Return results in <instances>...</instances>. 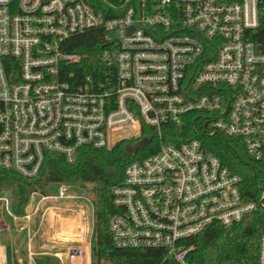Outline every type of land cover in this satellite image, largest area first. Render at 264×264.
<instances>
[{"label":"built area","instance_id":"obj_1","mask_svg":"<svg viewBox=\"0 0 264 264\" xmlns=\"http://www.w3.org/2000/svg\"><path fill=\"white\" fill-rule=\"evenodd\" d=\"M89 31L104 34L111 70L86 73L67 50ZM170 126L238 140L264 170V0H0V171L35 178L47 154L73 164L82 148L133 149L144 138L147 147L152 130L158 150L129 162L111 189V244L190 264L188 238L264 210V191L247 200L240 177L198 138L163 141ZM74 188L32 193L21 217L0 193V208L26 222L41 212L40 225L51 209L80 216L85 202L93 212ZM255 264H264V230Z\"/></svg>","mask_w":264,"mask_h":264},{"label":"trees","instance_id":"obj_2","mask_svg":"<svg viewBox=\"0 0 264 264\" xmlns=\"http://www.w3.org/2000/svg\"><path fill=\"white\" fill-rule=\"evenodd\" d=\"M108 48L102 31H89L70 40L67 50L79 54L81 68L93 75L113 68L111 56L104 55ZM163 134V141L172 143L179 142L177 135L198 138L205 150L216 155L224 166L240 177L241 192L247 200L256 199L260 192L257 186L264 191V170L248 158L236 143L238 140L219 135L199 137L188 128L179 131L171 127ZM142 136L151 140L142 150L134 151L125 142L110 150L82 148L73 164L66 163L60 155L47 154L39 175L31 179L0 171V193H9L10 211L14 216L21 217L34 192L47 195L58 183L89 184L93 194L91 264H174L162 262L161 250H119L111 244L107 226L108 218L114 211L111 189L122 182L124 169L129 162L147 157L159 148L154 131L145 130ZM262 230L264 210L251 212L230 227L213 224L185 241V245L191 247L188 262L255 264L257 240ZM56 262L51 257L42 256L37 258L36 264Z\"/></svg>","mask_w":264,"mask_h":264},{"label":"rangeland","instance_id":"obj_3","mask_svg":"<svg viewBox=\"0 0 264 264\" xmlns=\"http://www.w3.org/2000/svg\"><path fill=\"white\" fill-rule=\"evenodd\" d=\"M76 188L72 193L76 195L82 194L85 198L89 199L93 203V194L91 192L92 186L89 184L80 185L74 184ZM6 196L9 197L8 192H2ZM38 193V192H36ZM55 193V187L48 191L47 195H51ZM37 199V198H36ZM31 196L29 198L27 209L31 208ZM36 202V200H35ZM84 202V201H83ZM45 206H53V207H71L70 205H75L76 202L71 201H63L59 203H52V201H45ZM80 204V203H78ZM45 206H40L41 210L45 208ZM83 213H80V216L74 214L72 212L59 211L58 209H51L45 216L42 225H40L41 221V212L35 215L32 220V224H34V229H38L36 231V246H40L43 243H47L49 240L48 248L36 249V252H46L48 256L55 260H57V264H68V259H70L71 264H75V254L74 250L83 249L85 245L90 244L92 242L93 236V212L89 204L82 203ZM6 214L0 208V223L1 220H6ZM33 218V217H32ZM8 223L12 225V220L8 217ZM75 232L77 231V236L72 238V235L66 234V232ZM65 233V234H64ZM68 236H71L67 238ZM67 238V240H65ZM19 261L15 260V264H36L37 258H41L42 255H28L26 250H22L18 254ZM59 257V258H58ZM86 263V260H85Z\"/></svg>","mask_w":264,"mask_h":264},{"label":"crops","instance_id":"obj_4","mask_svg":"<svg viewBox=\"0 0 264 264\" xmlns=\"http://www.w3.org/2000/svg\"><path fill=\"white\" fill-rule=\"evenodd\" d=\"M31 209H27L26 212ZM33 217V218H32ZM35 215L30 217L28 222L17 219L12 220V225L8 223V216H6V220L2 219L0 223V264H15V260L19 261V252L22 250H26L28 255H48L46 252H36V249H43L49 247V240L47 243H43L40 246H36V229H34V224H32V220ZM65 234V233H64ZM66 234L72 235V238L77 236L78 232H66ZM71 236H68L69 238ZM30 238V240H29ZM67 238L65 240H67ZM77 253L82 255V249L74 250ZM75 254V255H76ZM70 260V259H69Z\"/></svg>","mask_w":264,"mask_h":264},{"label":"bare ground","instance_id":"obj_5","mask_svg":"<svg viewBox=\"0 0 264 264\" xmlns=\"http://www.w3.org/2000/svg\"><path fill=\"white\" fill-rule=\"evenodd\" d=\"M83 253H77L75 255V264H87L88 263V245L86 244L85 247L82 249ZM86 260V263H85Z\"/></svg>","mask_w":264,"mask_h":264},{"label":"water","instance_id":"obj_6","mask_svg":"<svg viewBox=\"0 0 264 264\" xmlns=\"http://www.w3.org/2000/svg\"><path fill=\"white\" fill-rule=\"evenodd\" d=\"M149 143L148 139H141L139 142H137L134 146H133V150L137 151L139 149H142L143 147H145L146 144Z\"/></svg>","mask_w":264,"mask_h":264}]
</instances>
